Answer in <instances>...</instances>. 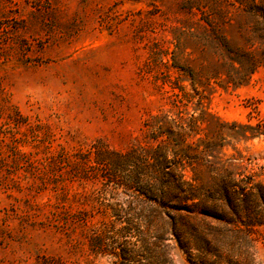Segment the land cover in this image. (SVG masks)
<instances>
[{"label": "rangeland", "instance_id": "1", "mask_svg": "<svg viewBox=\"0 0 264 264\" xmlns=\"http://www.w3.org/2000/svg\"><path fill=\"white\" fill-rule=\"evenodd\" d=\"M243 1L0 0V264H85L115 197L97 155L142 140L171 82L264 131V0ZM231 143L264 181V133Z\"/></svg>", "mask_w": 264, "mask_h": 264}, {"label": "trees", "instance_id": "2", "mask_svg": "<svg viewBox=\"0 0 264 264\" xmlns=\"http://www.w3.org/2000/svg\"><path fill=\"white\" fill-rule=\"evenodd\" d=\"M193 85L171 82L165 104L143 120L142 140L97 155L115 197L101 198L109 218L88 234L85 264H177L178 252L186 264H264V181L223 151L264 131L208 111Z\"/></svg>", "mask_w": 264, "mask_h": 264}]
</instances>
